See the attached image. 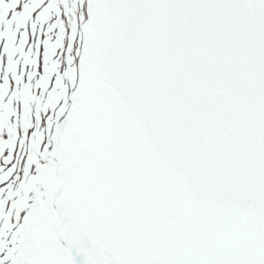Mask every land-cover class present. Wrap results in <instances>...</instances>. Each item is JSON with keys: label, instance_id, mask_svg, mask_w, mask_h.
I'll return each instance as SVG.
<instances>
[{"label": "snow or ice", "instance_id": "obj_1", "mask_svg": "<svg viewBox=\"0 0 264 264\" xmlns=\"http://www.w3.org/2000/svg\"><path fill=\"white\" fill-rule=\"evenodd\" d=\"M0 264H264V0H0Z\"/></svg>", "mask_w": 264, "mask_h": 264}]
</instances>
